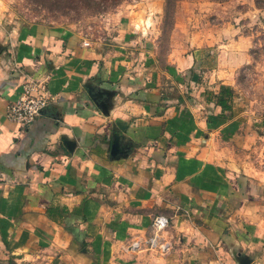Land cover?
Here are the masks:
<instances>
[{
    "label": "crops",
    "instance_id": "obj_1",
    "mask_svg": "<svg viewBox=\"0 0 264 264\" xmlns=\"http://www.w3.org/2000/svg\"><path fill=\"white\" fill-rule=\"evenodd\" d=\"M165 3H120L105 40L0 22V264H264V168L231 157L247 129L215 103L248 61V11L175 0L162 60ZM27 75L52 98L20 127L5 107ZM159 213L164 251L144 243Z\"/></svg>",
    "mask_w": 264,
    "mask_h": 264
},
{
    "label": "rangeland",
    "instance_id": "obj_2",
    "mask_svg": "<svg viewBox=\"0 0 264 264\" xmlns=\"http://www.w3.org/2000/svg\"><path fill=\"white\" fill-rule=\"evenodd\" d=\"M125 1L127 0H0V22L23 27L36 25L44 29H70L81 31L87 38L99 37L105 40L111 38L107 33V26L112 22L111 13ZM236 1L234 12L237 8L248 11L245 15L233 16L236 18L233 19L234 23L239 24L240 30L248 36V61L233 69L230 74L235 92L232 108L236 115L230 118L232 122L229 133L235 134L237 138L236 133L240 134L247 129V144L238 145L230 137L225 140L228 141L231 157L240 158L241 162L245 160L252 167L264 168V21L255 8L264 6V0H255L252 5ZM173 4L174 0L166 1V12L158 23L162 29L159 38V55L162 60L168 44L178 39L173 34L170 37L174 19ZM185 14L186 11L182 15ZM206 49L214 53L213 58L217 57L216 45ZM168 74V90L170 94H175L174 86L179 82L178 72ZM205 79L208 81L209 77L206 76ZM180 86L185 90L184 85Z\"/></svg>",
    "mask_w": 264,
    "mask_h": 264
},
{
    "label": "built area",
    "instance_id": "obj_3",
    "mask_svg": "<svg viewBox=\"0 0 264 264\" xmlns=\"http://www.w3.org/2000/svg\"><path fill=\"white\" fill-rule=\"evenodd\" d=\"M46 79H37L33 76H25L20 83L19 90L13 99L6 103L7 118L20 127L28 126L48 105L52 95L47 86ZM169 217L166 214H155L150 222V231L144 239L147 248L164 251L168 242L162 237V233L169 225ZM137 242H131L130 248L136 249Z\"/></svg>",
    "mask_w": 264,
    "mask_h": 264
},
{
    "label": "trees",
    "instance_id": "obj_4",
    "mask_svg": "<svg viewBox=\"0 0 264 264\" xmlns=\"http://www.w3.org/2000/svg\"><path fill=\"white\" fill-rule=\"evenodd\" d=\"M166 1L168 2V0ZM218 1H222V0H218ZM234 96H235L234 89L230 85H226V84L219 85L218 91L215 94V103L221 107V110L222 112H224V115H226L225 113L226 111H230L228 116H233L235 112V110H233L232 108Z\"/></svg>",
    "mask_w": 264,
    "mask_h": 264
},
{
    "label": "water",
    "instance_id": "obj_5",
    "mask_svg": "<svg viewBox=\"0 0 264 264\" xmlns=\"http://www.w3.org/2000/svg\"><path fill=\"white\" fill-rule=\"evenodd\" d=\"M68 144H70V143H68Z\"/></svg>",
    "mask_w": 264,
    "mask_h": 264
}]
</instances>
